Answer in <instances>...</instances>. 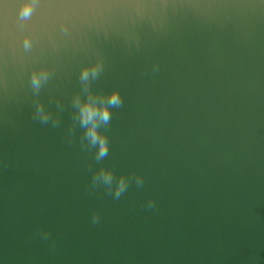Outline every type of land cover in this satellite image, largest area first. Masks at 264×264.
<instances>
[{
    "label": "water",
    "instance_id": "obj_1",
    "mask_svg": "<svg viewBox=\"0 0 264 264\" xmlns=\"http://www.w3.org/2000/svg\"><path fill=\"white\" fill-rule=\"evenodd\" d=\"M0 264H264V0H0Z\"/></svg>",
    "mask_w": 264,
    "mask_h": 264
},
{
    "label": "clouds",
    "instance_id": "obj_2",
    "mask_svg": "<svg viewBox=\"0 0 264 264\" xmlns=\"http://www.w3.org/2000/svg\"><path fill=\"white\" fill-rule=\"evenodd\" d=\"M31 5L25 4L21 10L20 15L22 18H28L31 15ZM25 44L27 46V41H25ZM99 67L94 66L91 69L84 68L81 70L80 78L82 81L87 82L89 80V76L91 75L92 78H96L99 74ZM41 78L46 79V74L41 73L39 76L36 74L32 77V83L35 89H38L40 86ZM77 103H79V100L77 99ZM107 103L113 107H119L122 104V100L119 96V94L115 91H113L108 97H107ZM97 117L99 120L107 123L110 120V113L108 111V108L105 106L97 107L95 104L90 102H85L83 104H80V121L81 124L87 125L89 122H91L92 126L87 128L86 135L89 137L91 142L93 144H98V153H97V159L105 156L107 154V144L105 141V138L98 134L96 131V119ZM41 119L46 122L47 116L42 115ZM100 176L104 180L105 183L111 184L113 177L111 172L101 170ZM137 184H142V181L137 178ZM126 190V184L123 178H120L117 181L116 188L113 192L114 198H119L121 194ZM93 221L96 222L97 218L94 216Z\"/></svg>",
    "mask_w": 264,
    "mask_h": 264
}]
</instances>
